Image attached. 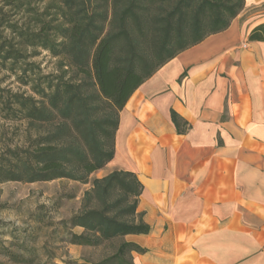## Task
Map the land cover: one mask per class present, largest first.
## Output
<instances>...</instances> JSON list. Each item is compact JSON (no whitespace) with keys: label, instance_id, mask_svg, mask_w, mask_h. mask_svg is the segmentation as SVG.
I'll use <instances>...</instances> for the list:
<instances>
[{"label":"crops","instance_id":"0c3cea01","mask_svg":"<svg viewBox=\"0 0 264 264\" xmlns=\"http://www.w3.org/2000/svg\"><path fill=\"white\" fill-rule=\"evenodd\" d=\"M244 1L225 30L165 63L120 111L114 158L143 185L137 212L150 226L124 237L145 249L131 252L133 264H264V41L248 38L264 0Z\"/></svg>","mask_w":264,"mask_h":264},{"label":"trees","instance_id":"16d2710c","mask_svg":"<svg viewBox=\"0 0 264 264\" xmlns=\"http://www.w3.org/2000/svg\"><path fill=\"white\" fill-rule=\"evenodd\" d=\"M2 1L33 12L28 0ZM46 1L53 11L50 19L37 14L31 18L33 28L12 32L22 46L42 48L61 58L62 72L45 76L44 85L32 84L37 97L16 92L1 104L9 118L26 121L28 132L24 146L0 155V183L59 178L87 183L91 173L115 156L120 111L131 94L182 51L225 30L245 4L244 0ZM248 38L264 41V23ZM21 55L19 49H7L0 59H13L15 64ZM27 70H22V77ZM170 118L178 133L188 128L172 109ZM142 191L131 170L116 169L94 178L83 193L81 209L68 221L82 231L70 232L67 242L99 246L121 238L114 252L97 264H133L131 252L145 249L124 237L150 231L137 212Z\"/></svg>","mask_w":264,"mask_h":264},{"label":"rangeland","instance_id":"374dc122","mask_svg":"<svg viewBox=\"0 0 264 264\" xmlns=\"http://www.w3.org/2000/svg\"><path fill=\"white\" fill-rule=\"evenodd\" d=\"M28 1L33 12L4 5L0 0V54L7 49L15 52L19 49L22 54L15 64L13 59H0V155L9 148L24 146L28 132L25 120L11 119L2 110L3 101L16 92L37 97L31 85H44L45 76L62 72L61 58L42 48L22 46L16 33L12 32L15 28H33L31 18L37 14L42 13L45 20L52 17L53 11L46 7V0ZM254 10L249 7V12ZM26 67L27 77H22ZM22 78L29 83L24 84ZM123 166H126L125 157L117 156L102 169L91 173L87 183L65 178L1 182L0 264H97L111 255L121 238L99 246L69 244L70 232L81 231L77 226L70 227L68 221L81 209L83 193L91 187V181Z\"/></svg>","mask_w":264,"mask_h":264}]
</instances>
